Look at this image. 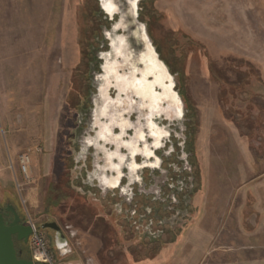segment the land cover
Listing matches in <instances>:
<instances>
[{
  "label": "rangeland",
  "instance_id": "rangeland-1",
  "mask_svg": "<svg viewBox=\"0 0 264 264\" xmlns=\"http://www.w3.org/2000/svg\"><path fill=\"white\" fill-rule=\"evenodd\" d=\"M0 2V130L5 151L16 169L9 168L10 163L8 168L17 172L15 180L0 176V191L16 195L24 217L27 210L41 225L49 217H56L85 264H264V229H256L263 225L264 217L251 212L254 200L247 195L220 201L213 195L206 199L203 194L204 176L221 179L230 187L228 181L244 182L264 172V0L151 3L148 31L165 51L196 117V106L206 103L210 105L206 115L216 118L211 104L217 102L221 114L235 123L242 122L241 135L250 146L248 152L247 147L244 150L233 143L229 129L220 123L212 136L214 143H210V134L200 135L198 121L194 172L198 169L200 181L194 187L201 189L200 202L196 210L183 205L184 214L188 211L193 215L165 262L156 261L151 243L147 248L140 245L135 258L127 256L126 245L114 240L107 225L94 224V231L90 221L94 209L76 205L74 193L67 190L62 159L73 154L77 150L74 143H82L91 131L89 122L103 93L99 79L105 78L98 69L94 75L88 67L86 54L92 44L88 40H93L95 47L99 44L89 36L92 27L83 7L85 0ZM92 84L96 85L93 93L89 92ZM231 84L239 87L236 95L230 94ZM223 90L227 92L225 98ZM91 93L96 101L94 109L85 99ZM116 106L108 108V124L123 113L115 115ZM139 128L131 126L114 136L123 139L117 150L126 157L130 151L134 156L133 148L143 153L155 145L152 128ZM22 153H29L34 161L30 179L25 178L19 165ZM186 175L183 172L184 178ZM177 195L182 197L185 192ZM205 211L203 227L199 223ZM129 220H124L127 240L136 226ZM165 226L155 220L150 226L140 225L139 230L158 231ZM45 230L58 263L65 264L53 231ZM148 241L145 238V243Z\"/></svg>",
  "mask_w": 264,
  "mask_h": 264
},
{
  "label": "flooded vegetation",
  "instance_id": "flooded-vegetation-1",
  "mask_svg": "<svg viewBox=\"0 0 264 264\" xmlns=\"http://www.w3.org/2000/svg\"><path fill=\"white\" fill-rule=\"evenodd\" d=\"M153 1L83 2L91 21L89 36L99 44L95 47L93 40H88L92 42L86 54L90 59L88 67L93 74L98 69L96 71L105 78L99 79L103 93L99 108L96 106L93 112L95 117L89 122L91 131L84 135L82 143H74L77 150L62 159L61 169L67 172V190L74 193L72 198L76 205L86 204L94 209V217L90 219L94 231V224L107 225L114 240L121 246L126 245L127 256L132 258L138 256L140 245L147 248L151 243L156 261L165 262L193 215L188 211L184 214L186 208L191 206L196 210L200 202L201 189L194 187L200 181L198 169L194 172L199 120L188 96L179 88L177 73L172 71L165 51L152 36L153 32L148 31ZM93 86L96 85L89 86V92L93 93ZM92 93L85 99L94 109L96 101ZM112 105H118L115 115L123 112L119 114L123 118L114 116L112 124H108V108ZM131 126L152 128L155 145L143 153H136L133 148L134 156L129 150V157H126L117 150L123 139L114 136L128 131ZM77 129L73 128L74 134ZM183 172L187 173L186 178ZM181 192L185 195L179 197L177 194ZM16 202V195L0 191V213L7 224L15 219L25 223ZM127 219L136 225L128 240L124 239L127 233L124 220ZM155 220L167 227L158 231L139 230L140 225L147 227ZM51 222H57L68 240L65 253L61 255L60 251L59 257L66 260L65 264H81L65 228L56 217L44 221ZM48 229L55 236L56 231ZM164 235L167 238H162ZM145 238L149 239L148 243ZM15 247L19 258H31L29 239L24 242L15 238Z\"/></svg>",
  "mask_w": 264,
  "mask_h": 264
},
{
  "label": "crops",
  "instance_id": "crops-1",
  "mask_svg": "<svg viewBox=\"0 0 264 264\" xmlns=\"http://www.w3.org/2000/svg\"><path fill=\"white\" fill-rule=\"evenodd\" d=\"M209 106L210 105L208 104V107ZM208 107L206 103H199L196 106V109L198 111L200 135L203 136V135L210 134L211 136L210 143L212 142L214 143L212 136L217 131L215 128L217 127L218 123H220L221 125L223 124L227 129H229V133H231L232 138H233V143H235L236 145H242L244 147V150H245V147H247L248 148L247 151L250 152L249 144H247V141L242 138L241 131H240L241 126H239L240 123H238L237 121L236 123L233 121H230L228 118L225 117L224 114H221L220 107L217 102H213L211 104V111H213V113H216V118L215 117L209 118V116L206 115L208 111ZM10 157L11 155L8 154L7 151H5L3 135L0 130V176L2 175L1 177H4L6 180H9V179L15 180L17 178L16 170L14 171L9 170V168H12V169L14 168V164ZM33 162H34L33 159H31V171H32ZM9 163H10V166L8 168ZM228 184L230 187L225 186L224 181L221 179L216 180L213 176L212 177L204 176L203 177V194L206 199H209V197L211 198V195H213V196H216V198L219 199L220 201L223 199H236L239 196L247 197L248 195V197L253 199L255 202L251 212H254V214H256L257 216L264 217V172L263 174L261 175L259 174L256 177H250L248 181L238 182L236 180H232L226 183V185ZM243 184L245 185V187H247L246 190L244 187V192L243 190H241L242 189L241 186ZM30 197L31 196H28V198ZM31 198L32 200L34 199V197H31ZM218 205H221V204L219 203ZM206 215L207 214L205 211L204 216H203V221L201 220V222L199 223L202 226L206 225L205 224ZM261 223H263V225L256 228L260 231L264 229V218L261 219ZM208 224L210 225V223ZM81 264H85L83 260Z\"/></svg>",
  "mask_w": 264,
  "mask_h": 264
},
{
  "label": "water",
  "instance_id": "water-1",
  "mask_svg": "<svg viewBox=\"0 0 264 264\" xmlns=\"http://www.w3.org/2000/svg\"><path fill=\"white\" fill-rule=\"evenodd\" d=\"M43 229H54L55 245L57 247V234H59V241L64 242L68 240L63 233L61 227L57 222L42 224ZM31 233V228L19 219H15L11 224H7L3 215L0 213V264H32L30 258H19L17 249L15 247V238L20 241L28 242ZM60 251V249H58Z\"/></svg>",
  "mask_w": 264,
  "mask_h": 264
},
{
  "label": "built area",
  "instance_id": "built-area-1",
  "mask_svg": "<svg viewBox=\"0 0 264 264\" xmlns=\"http://www.w3.org/2000/svg\"><path fill=\"white\" fill-rule=\"evenodd\" d=\"M19 165L26 179H30L31 156L29 153L19 155ZM19 186V182L17 184ZM22 202L25 204V200ZM25 224L31 228L29 246L31 250L32 264H59L56 253L51 247V242L39 221L26 210Z\"/></svg>",
  "mask_w": 264,
  "mask_h": 264
},
{
  "label": "clouds",
  "instance_id": "clouds-1",
  "mask_svg": "<svg viewBox=\"0 0 264 264\" xmlns=\"http://www.w3.org/2000/svg\"><path fill=\"white\" fill-rule=\"evenodd\" d=\"M73 235H75V233H73ZM57 247H58V249H60L62 255L65 253V251L67 249V241L60 242L59 241V234H57Z\"/></svg>",
  "mask_w": 264,
  "mask_h": 264
},
{
  "label": "trees",
  "instance_id": "trees-1",
  "mask_svg": "<svg viewBox=\"0 0 264 264\" xmlns=\"http://www.w3.org/2000/svg\"><path fill=\"white\" fill-rule=\"evenodd\" d=\"M230 87L233 89V91L232 92H230V94H234V95H236V90L239 88L236 84H231L230 85ZM235 90V91H234ZM226 94H227V92L225 91V90H223V98H225L226 97ZM240 124L242 123V122H239Z\"/></svg>",
  "mask_w": 264,
  "mask_h": 264
},
{
  "label": "bare ground",
  "instance_id": "bare-ground-1",
  "mask_svg": "<svg viewBox=\"0 0 264 264\" xmlns=\"http://www.w3.org/2000/svg\"><path fill=\"white\" fill-rule=\"evenodd\" d=\"M1 3V2H0ZM135 5H136V2H135ZM2 21V20H1ZM145 34H146V37L148 36L147 33L145 31H143ZM141 38H139L138 40H140Z\"/></svg>",
  "mask_w": 264,
  "mask_h": 264
}]
</instances>
